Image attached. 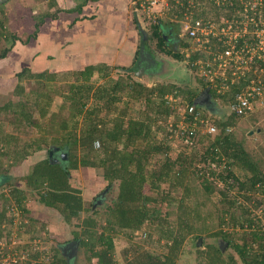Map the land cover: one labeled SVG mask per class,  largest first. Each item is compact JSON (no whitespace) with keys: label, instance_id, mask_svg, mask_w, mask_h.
<instances>
[{"label":"trees","instance_id":"trees-1","mask_svg":"<svg viewBox=\"0 0 264 264\" xmlns=\"http://www.w3.org/2000/svg\"><path fill=\"white\" fill-rule=\"evenodd\" d=\"M90 1L102 0H78L76 7L71 10L62 9L58 0H45L47 9L39 14L33 8H27L30 22H35V29L29 30L27 34L13 31L9 26L11 20L8 15L5 17L3 11L4 19H0V60L13 55L18 44L37 46L41 28H52L61 13H82ZM140 3L141 0H134L132 10V22L135 30H138L139 40L131 66L100 64L65 72L54 69L32 72L31 68L24 67L22 72L13 74L16 84L7 88L13 89L11 93L19 100L14 102L8 99L0 108L2 114L13 117L10 132L5 129L7 120L0 122V171L6 177L1 187H11L8 197L28 215L30 210L23 204L29 198L26 188L37 195L42 205L57 210L62 215L65 227L70 228L71 232V238H67L65 245L80 241L79 247L86 254V264H118L115 260V238L127 232L133 236L136 231L150 233L155 229L160 233L158 239L166 240V254L159 256L139 251L124 264H177L188 238L211 229L207 220L213 217L217 218L218 224L213 237L221 238L227 244V249L224 251L213 244L207 246V251L198 249L200 263L264 264V219L256 217L250 207L239 205L238 200L240 195L247 202L254 203V210L264 207V199L255 198L259 191L264 194V162L262 164L248 152L233 131L237 121L246 118L254 110L242 117L231 112L226 120L215 121L219 132L213 140L208 138L209 134L199 133L198 130L193 148L185 145L193 149L191 153L186 147L179 151L171 146L169 137L174 132L166 134L167 143L154 142L155 134L162 130L160 120L166 121L173 113L168 96L176 98L183 94L187 103L194 104L197 96L208 90L214 102L219 99L231 111L234 95L243 89L245 83L223 84L224 79L220 78L218 85H228L229 90L225 94L217 93L212 84L198 76L192 67L194 56L187 65L199 79L200 93L182 90L171 84L146 85L134 80L131 74L127 75L124 82L113 79L111 75L114 68L130 71L139 57L142 42L135 12L141 15V19H147L140 12ZM171 25L150 23V39L145 44L155 52L152 44L155 41L160 52L182 60L183 54L171 48L164 36L166 28ZM228 75L231 76V72ZM95 77L104 83L96 87L97 81H93ZM241 77L242 80L246 79V75ZM25 79L29 82L35 80L39 86L28 90L22 83ZM70 79L73 81H68ZM66 88L67 96L64 92ZM57 96H66L63 99L66 102L60 107L55 102ZM139 103H143V111H137ZM197 109L200 111L199 106ZM28 131L37 133L38 138L21 148V135ZM97 142L100 144L98 148ZM205 142L203 146L206 149L199 158L196 148ZM51 149H54L55 163L49 155ZM44 150L48 151L47 157L36 163L29 174L16 177L10 173L13 167ZM163 156L161 166L157 170L150 169L155 159ZM203 163L214 167L208 170L197 167ZM222 165L223 172H217V168ZM235 167L248 174L246 181H241L235 175ZM80 168L100 172L103 181L107 182V189L117 184V199L113 205H105L104 210L94 211L95 203H87L81 190L74 184V173ZM210 177L216 179L211 180ZM196 180L201 182L208 202H211L208 197L214 193L215 184L226 187V192H218L219 199H222L220 207L205 217L201 215V207L207 203L200 202L197 195L201 192L198 193L191 183ZM19 182L25 184L23 189L14 186ZM179 189L183 195L177 198L172 194L173 190ZM233 190H237L238 196L231 199L228 191ZM163 204H177L176 212L160 215ZM238 208L241 210L240 215L235 213ZM171 216H176L174 224L169 221ZM4 218L5 211L0 213V224ZM226 226L234 230L240 228L241 231L228 233L224 229ZM3 236L5 234L0 232V238ZM229 249L235 253H227ZM51 256V264H72L77 257L67 259L56 247L52 248Z\"/></svg>","mask_w":264,"mask_h":264},{"label":"rangeland","instance_id":"rangeland-1","mask_svg":"<svg viewBox=\"0 0 264 264\" xmlns=\"http://www.w3.org/2000/svg\"><path fill=\"white\" fill-rule=\"evenodd\" d=\"M26 7L21 9V6ZM134 9V6L132 4L131 6ZM33 8L36 14L42 13L46 11L47 4L45 3V0H0V19H4V16L2 14L3 11H5V17L8 15V19L11 20L10 27L13 29V31L19 32V34H27L29 30L35 29V22H30L29 19V11L27 10ZM133 12V11H132ZM33 13V12H32ZM119 18L120 16L117 15ZM101 20H111L114 21L115 19L108 18L106 16H100ZM68 19V18H67ZM66 20H63L62 23L59 24L58 30L52 31L47 28H41V36L43 39L42 44H38L35 47H30L29 45L24 44H18L14 50L15 56H11L6 61H2L0 63V76L1 74H4L5 76L4 80L0 83L2 86H8L11 87L12 85H15L16 82H13L14 77L11 75L12 72L9 71V67L12 66L13 63L17 62L15 65L17 67V70L19 72L23 71L24 67L31 68L32 72H41L46 70H55L58 72H65L63 68H69L71 66L73 67H79L81 66L79 62L84 61L87 58H92V55L96 51H105L107 46L106 42L104 40H101L102 37H99L98 34H96V38L90 39L87 44L84 43V41H81L79 44H74L73 49L67 48L62 51L59 46L55 45L56 43H60L58 40V37L64 38L70 36L72 37L73 34H69V30L65 28L67 26L66 24H63ZM133 23V22H132ZM150 23H153L152 21L146 19L143 20L144 26L148 29V32H150ZM154 24V23H153ZM65 25V26H63ZM82 25H78L76 30L81 33L84 31V29L81 28ZM134 29V28H133ZM59 35V36H58ZM99 37V38H98ZM48 41H50L53 46H49ZM117 42L118 44L122 43L123 40L121 37H112L110 38V42L114 43ZM97 43L100 44V48L98 47ZM153 48L155 50V53L160 56L163 59V62L161 63V66L157 70V72L151 71L149 73H143L140 72L138 76L130 71H124L119 70L117 68H114L112 71L111 77L115 79L116 81H126L127 75L131 74L133 79L136 81H139L141 83H144L146 85L154 86L157 84H171L176 85L182 90L186 91H196L200 93L201 91V85L199 84V79L196 77L194 73H192L187 65V62L185 59L179 60L172 56H169L165 53H162L158 50L156 47V42L153 41ZM54 48L55 53L54 56L56 59H50V51ZM177 51V50H176ZM52 52V51H51ZM94 52V53H93ZM178 52V51H177ZM179 53L183 54L182 49L179 50ZM75 54V55H74ZM70 57V58H69ZM77 57V61H74L73 59ZM62 59V60H61ZM1 62V61H0ZM3 65H5V70L3 71ZM14 65V64H13ZM133 66V65H132ZM113 68V67H112ZM67 70V69H66ZM72 69H69L68 71H71ZM76 70V69H75ZM15 74V72L13 73ZM11 75V76H10ZM3 76L1 78H3ZM97 77L94 78V82H96ZM68 81H73L72 79ZM23 85L26 86L28 90H32V88H37L38 83L35 80H31L30 82L28 80L22 81ZM104 83L103 80L97 81L96 87L102 85ZM7 88V87H6ZM5 88V89H6ZM4 88H1L0 86V108L2 105L8 100H12L14 102H17L19 100L18 97L14 96L12 94L11 89H8L7 92ZM68 89H65L66 96L68 93H66ZM7 93V94H5ZM5 95H8L7 97ZM64 96V97H66ZM64 97L57 96L55 98V102L57 104V107H60L66 102L64 101ZM173 99H175L173 97ZM219 100V99H218ZM216 101L211 105L208 104H202L198 105L200 111L205 115V117H208L209 120V126H215L219 132V128L216 126L215 121L217 120H226L227 117L230 115L231 111L226 105H223L221 101ZM171 108L173 109V113L171 116L166 120L162 121L160 120L159 125L161 126L162 130L157 131L154 137V142L159 144L161 142H168L166 134L171 133V127L170 125H173L175 129L181 124V116H178L179 110L183 112V110L187 106V100L184 97L183 94H179L177 97V100H170ZM134 105V103H133ZM144 110L143 103H139L137 106V111ZM135 112V111H134ZM136 113V112H135ZM13 117L11 115L6 116L4 113L2 114L0 112V122H5V129L7 132H10L12 129L11 120ZM171 120V122H170ZM235 132V135L237 136V139L239 141H242L244 144L245 149L252 153L257 160H260L263 164L264 162V106L261 104H257L254 108V112L247 116L246 118L239 119L235 125V128L233 129ZM48 132V129H47ZM217 132V133H218ZM199 133H205L207 134V130L205 127L200 126L199 127ZM25 135H21V143L20 147L24 148L27 146L31 141L38 138L37 133L33 131H28L23 133ZM27 134V135H26ZM217 134L210 135L208 138L210 140H213ZM169 137V136H168ZM194 142H196L197 137H194ZM171 141V146L179 151H183V148H185V145H188L189 147L193 148V145H189L187 143H183V140L180 138L178 134L172 135V137H169V142ZM193 142V144H194ZM183 143V144H182ZM202 143L199 144L200 146L196 148L198 150L199 158L201 156V153H203L206 149L203 145L206 144ZM187 148V147H186ZM191 148H187L188 152L191 153ZM47 155V152H46ZM164 156L157 157L152 163V167L150 169H158L161 166V163H163ZM9 164V163H8ZM5 165V166H8ZM198 168L201 167V169H211L214 167L213 165L203 163L198 164ZM27 168V166H26ZM224 166H220L217 168V172H223ZM1 173V171H0ZM234 173L241 181H246L248 178V174L243 171L240 168L235 167ZM102 174L100 172H97L95 170H87V169H79L74 173V181L76 183V187L81 190V195L87 203H95V198L102 195L101 203L94 209V211H102L104 210L103 207L106 205H113V203L117 199V193L118 188L117 184L113 185L111 188L107 189V182L103 181V178L101 177ZM211 180L216 179V177H210ZM232 182V181H231ZM230 182V183H231ZM194 184V189H196L199 192H201L197 197L200 199V202H206L207 204L205 206L201 207V215L204 217L208 215L210 212H213L217 209V207H220V201L222 199H219L218 192H226V187H223L221 184H215V190L214 193L211 194L208 198L212 202H208L206 200L207 196L205 195V192L202 189L201 182L199 180H196L194 182H191ZM27 196L29 197L27 201L23 204H25V207L27 206L30 201H37V207L33 205V209L36 208L40 211L42 204L39 202L37 195L32 194V192H29V190L26 189ZM175 197L180 198L183 193L181 189L179 190H173V194ZM10 196V195H9ZM238 196L237 190L228 191V197L233 198ZM254 196V195H253ZM8 198V200H6ZM11 198V197H10ZM8 196L2 198L0 197V213L5 211V218L2 221V224H0V232L5 234V236L0 238V250L3 247V244H1L2 239L6 237L7 239V247H6V253H17L18 254V263L19 264H27V261L24 259V257H28V255H32V250L29 248V244H34V240L36 238L40 239L43 244L48 246V264H51L52 262V256H51V250L53 247H56L60 250L62 253V245H65V242L68 240L67 238H71V232L70 228H66L63 223L61 224V221L63 220L62 215L57 210L47 209L48 211V219L50 223L48 222V228L46 226L43 227V222L38 221L37 219L32 218L30 215L25 213V216L23 218V222L21 217L14 216L11 214L10 210L7 209L9 205H11L14 200H11ZM255 198L264 199V194L259 191L258 194L255 196ZM239 205H244L245 207H250L252 209V213L261 219H264L263 211L264 207L258 210H254L253 206L254 203L247 202L242 196L239 195ZM254 201V200H253ZM252 201V202H253ZM98 203V201L96 202ZM163 208L160 209V215H165V213L168 212H176L177 210V204H163ZM17 207V206H15ZM24 211V210H23ZM35 211V212H36ZM45 211V210H43ZM26 212V211H24ZM215 213V212H214ZM213 213V214H214ZM236 215L241 214V210L238 208L235 211ZM84 214L82 217L84 218ZM35 217V216H34ZM60 217V218H59ZM214 219V217H213ZM208 219L207 224L210 225V228L205 233L197 234V236L189 237L187 242L185 243L183 250L181 252V255L179 256V259L177 261V264H202L199 261L198 258V249L199 251H207V246L210 244L216 245L219 248L222 247L224 251H226L227 247L223 243V240L221 238L213 237V232L218 230L217 224V218L216 219ZM169 221L171 224H174L176 220V216L169 217ZM215 222V224H212V222ZM27 222V223H26ZM53 223V224H52ZM54 225V226H53ZM64 225V226H63ZM200 225V224H199ZM146 229V228H144ZM228 233H233L235 231H241L240 228L233 227H224ZM149 232V231H148ZM142 231H136L134 232L133 236L127 232L125 234H121L119 237L115 238L116 246H115V260L118 264H124L128 259H132L135 254H137L139 251H148L153 253L154 255H165L166 254V248H165V242L166 240H161L158 237L160 236V233L155 229L153 231H150V233ZM153 232V234H151ZM145 233H148L147 235ZM152 235V236H151ZM52 236H56V238H52ZM33 237V238H31ZM59 237V239H57ZM45 240V241H44ZM35 245V244H34ZM29 249V250H28ZM43 250L39 251L37 254H40ZM226 253V252H225ZM229 254L235 253L232 249H229L227 251ZM34 254V253H33ZM44 254H41V257ZM35 259L33 257L32 260H30L34 264ZM39 258L38 260H40ZM37 260V261H38ZM5 261H1L3 263ZM6 264H15L13 261L8 260L5 262ZM44 264V263H41ZM72 264H86V254L79 247L77 257L75 261Z\"/></svg>","mask_w":264,"mask_h":264},{"label":"built area","instance_id":"built-area-1","mask_svg":"<svg viewBox=\"0 0 264 264\" xmlns=\"http://www.w3.org/2000/svg\"><path fill=\"white\" fill-rule=\"evenodd\" d=\"M140 9L155 24L169 20L180 25L184 59L190 62L194 56L192 67L217 93L225 94L229 90L228 85H218L220 78L224 79L223 84L245 83L234 95L230 105L232 113L242 117L252 112L256 104L264 106V0H141ZM243 75H246L244 80ZM173 97L168 96L169 103L177 100ZM177 115L181 116V124L177 129L170 125L171 132L178 134L183 143L192 145L200 126L205 127L209 135L218 132L214 125L209 126V120L195 104L187 103ZM96 147H100L99 142ZM15 206L13 202L7 209L21 217L22 223L25 212ZM1 244L0 264L8 260L19 264L17 253H6V237ZM34 244H29L34 254L24 257L27 264L32 263L33 257L36 258L34 264H48V246L38 238ZM43 248L44 251L37 254ZM41 254L44 255L41 257Z\"/></svg>","mask_w":264,"mask_h":264},{"label":"crops","instance_id":"crops-1","mask_svg":"<svg viewBox=\"0 0 264 264\" xmlns=\"http://www.w3.org/2000/svg\"><path fill=\"white\" fill-rule=\"evenodd\" d=\"M78 3V0H58V5L62 9L71 10L76 7V4ZM133 4L134 6V0H102L98 2L90 1L86 4V6L83 8L82 13H61L60 19L58 21L53 22L52 28L50 27L49 30L56 31L58 30V26L60 23L63 22V20H66L63 24H66L65 28L69 30V34H73L72 37L68 36L64 38L58 37V40L60 43H56V46H59L62 51L67 48H72L74 44H79L81 41H84V43L87 44V42L93 38H96V34L99 35V37H102L101 40H104L106 42V50L105 51H96L94 55H92V58H87L84 61L79 62L81 66L79 67H69V68H63L64 70L69 69H83L90 65H100V64H106L110 66H131L133 59L135 57L136 51H137V41L139 40L138 30L136 31L134 28V25L132 23L133 16H132V10L131 7ZM106 16L108 18L115 19L114 21L111 20H101L100 16ZM117 15L120 17L118 18ZM141 17V15H139ZM68 18V19H67ZM143 21V19H142ZM169 20H166L165 23L167 25L174 24L172 22H168ZM78 25H82L81 28L84 29L81 33L76 30ZM134 28V29H133ZM42 34V33H41ZM40 34V35H41ZM59 36V35H58ZM98 37V38H99ZM112 37H121L123 42L118 44L114 41V43L110 42V38ZM37 43L42 44L43 39L42 36L39 37V41ZM49 46H53V44L48 41ZM98 47L100 48V44L97 43ZM52 51V52H51ZM50 51V59H56L54 54L55 53L54 48ZM13 55L15 56V50L13 51ZM75 55V54H74ZM10 56V57H11ZM10 57H7L6 59L0 60L6 61ZM70 58V57H69ZM62 60V59H61ZM74 61H77V57L73 59ZM4 64V63H2ZM14 64V65H13ZM11 67H9V71L13 73L19 72L17 70V67L15 66L17 62L13 63ZM3 71L5 70V65H3ZM2 76L4 74H1ZM10 75V76H11ZM0 76V83L2 80H4L5 76L1 78ZM2 85V84H1ZM9 86H4V89ZM8 89L6 88L5 91ZM42 154V155H41ZM44 151L37 152L36 155L29 157L27 160L23 161L21 164H18V166H15L12 168V175L16 177H22L29 174L30 170H32L33 166L38 163L40 160L44 159L45 157ZM27 166V168H26ZM81 169V168H80ZM20 183V182H19ZM76 185V183H74ZM20 188H24L25 184L20 183ZM29 190L28 188H26ZM31 192V190H29ZM28 193V191L26 192ZM37 201H30L28 204V209L30 210V216L33 219H37L38 221H42L43 227L48 225V222L50 223L48 219V211L47 207L42 205L41 210L36 211L37 209H33V205L37 206ZM40 207V206H37ZM45 210V211H43ZM36 211V212H35ZM35 216V217H34ZM60 218V217H59ZM63 221H61V224ZM53 224V223H52ZM64 224V223H63ZM54 226V225H53ZM64 226V225H63ZM48 228V226H46Z\"/></svg>","mask_w":264,"mask_h":264},{"label":"water","instance_id":"water-1","mask_svg":"<svg viewBox=\"0 0 264 264\" xmlns=\"http://www.w3.org/2000/svg\"><path fill=\"white\" fill-rule=\"evenodd\" d=\"M135 16H136V18L138 20V29H139V32L141 34V36H140L141 39L140 40L142 42V45H141V48H140V54H139V57L137 59V62L132 67L130 72H133V73H135L138 76V74L140 72H143V73L145 72L146 73V71H145L146 68H150L149 70H152V71L155 72V68L152 67V66L159 65V67H160L161 63L163 62V59L160 56H155L153 53H151L150 49H148L144 45L146 43V41L149 40V32H148V29L144 26L143 21H142V19L139 16L137 11L135 12ZM203 95L206 96V98L208 99L209 91L208 90L204 91ZM205 103L208 104L209 102L206 101V99L201 100L200 98L195 99V102H194V104L196 106L202 105V104H205ZM53 151H54V149H51L50 152H49V155H50V158H51L52 162L55 163L56 160L53 159V155H54ZM66 157H67L66 155L63 156L64 159H67ZM102 195L98 196L95 199V201L96 202L98 201V203L95 202L94 209L98 205H100L101 198L103 197ZM79 245H80V241H76V242H72V243H69V244L63 246L62 247L63 256H65V258H67V259H71V258L76 257L77 254H78ZM225 246L227 247V244H225Z\"/></svg>","mask_w":264,"mask_h":264},{"label":"flooded vegetation","instance_id":"flooded-vegetation-1","mask_svg":"<svg viewBox=\"0 0 264 264\" xmlns=\"http://www.w3.org/2000/svg\"><path fill=\"white\" fill-rule=\"evenodd\" d=\"M164 36H166V38L168 39L167 41H168V44H169V46L171 47V48H174V49H176L178 52H179V50L181 49V46H182V43H183V35H182V32H181V27H180V25L179 24H177V23H174V24H172L171 25V27H168V28H166V33H165V35ZM149 39H150V37H149ZM147 48H148V45L147 44H144ZM151 45V44H150ZM149 49V48H148ZM151 50V49H150ZM153 52V54L155 55V56H158L153 50H151V53ZM138 59V58H137ZM136 62H137V60L135 61V63H134V65L136 64ZM133 65V66H134ZM132 66V67H133ZM150 67V66H149ZM152 67H154L155 68V72H157V70L159 69V65H157V66H152ZM150 68H146L145 69V71L147 72V73H149V72H151L152 70H149ZM197 98H200L201 100H204V99H206V101H208L210 104L212 103H214V101H213V98H212V95L209 93V96H208V99L206 98V96H204L203 95V93H200L198 96H197ZM196 98V99H197ZM211 104V105H212ZM46 152H47V155H48V151L47 150H44V157L46 158L47 157V155H46ZM36 155V154H35ZM42 155V154H41ZM64 156V155H63ZM53 159H54V157H53ZM11 174H12V172H10ZM14 176V175H13ZM5 176L4 175H1V173H0V197H2V198H4V197H6V196H8V194H9V190L8 189H10L11 187H9V186H7V187H1L2 186V184L4 183H2L1 184V182L3 181V178H4ZM6 178V177H5ZM14 183V182H13ZM15 187H19V184L18 185H14Z\"/></svg>","mask_w":264,"mask_h":264}]
</instances>
